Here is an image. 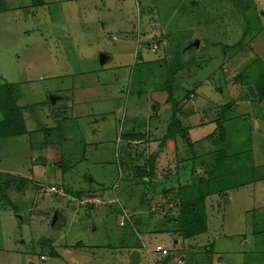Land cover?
I'll use <instances>...</instances> for the list:
<instances>
[{"label":"rangeland","instance_id":"374dc122","mask_svg":"<svg viewBox=\"0 0 264 264\" xmlns=\"http://www.w3.org/2000/svg\"><path fill=\"white\" fill-rule=\"evenodd\" d=\"M146 38L161 40L157 51L143 46ZM195 39L200 46L190 48ZM6 83L20 94L31 132L0 139V264H130L122 248L133 242L142 243L141 264H151L146 248L157 243L180 255L171 227L185 218L183 206L171 220L150 212L148 183L124 163L123 133L147 134L135 151L163 147L174 108L179 153L167 141L173 152L159 171L180 154L173 175L189 184L191 139L207 163L197 157L192 176L206 170L207 178L221 150L229 171L246 169L252 152L256 177L264 174V0H0V92ZM53 93L74 107L52 105ZM94 100L102 115L92 114ZM216 118L226 132L210 140ZM257 178L207 198L199 251L209 263L264 264V176ZM88 194L97 205L82 204Z\"/></svg>","mask_w":264,"mask_h":264},{"label":"trees","instance_id":"16d2710c","mask_svg":"<svg viewBox=\"0 0 264 264\" xmlns=\"http://www.w3.org/2000/svg\"><path fill=\"white\" fill-rule=\"evenodd\" d=\"M160 43V42H159ZM149 44V43H148ZM192 47H199L194 46ZM3 92H0V108L3 113V118L0 120V139L1 138H7L11 136H15L18 134H21L25 132V120L23 115V108L20 107L17 103L20 99V94L13 93L11 91L12 84H4ZM10 90L9 92L7 90ZM251 91H254V89H251ZM256 93V92H254ZM257 96H254V99L256 100ZM259 99L264 100V89L258 97ZM176 108L173 109L171 122L169 126H167V132L164 134L163 139L160 142V145H163V147L154 148L152 145L148 144V147L150 148V151L148 152L146 148L137 149L135 151L134 146L139 145L144 140L146 141V135L145 132L139 130L136 131L135 128L131 131H127L123 133V138L126 141V145L129 151H127L124 155V163L128 170H131L133 172H136V170H139L140 177L144 178L145 180L148 178L150 181L148 184L152 183V179L156 177V174H158L159 164L162 162L160 158V154L162 153L163 149H166V152H173V149H168L165 144L168 142L174 141L172 144L175 146V151L179 153L176 145V141L178 142L179 139H177V134L181 133L183 134V128L182 126L178 125L177 119H176ZM217 123L216 129L212 131L208 137V139H223L224 134L226 132L225 128V121H220L219 119L214 120ZM146 133H149V130H147ZM183 137V136H182ZM214 137V138H212ZM183 139H186V135H184ZM136 141V143H133ZM188 141V140H187ZM158 145V144H157ZM198 141H188V151L190 153L189 160L192 162V172L195 173L196 169V160L197 157H201L200 151L198 150ZM145 146L147 147V144L145 143ZM223 150L217 152V162L212 164L209 163L210 169H208V177L206 178V170L204 168L203 175L199 174L192 177V184L189 186L188 190L184 192V199H181V205L182 210L184 211L185 218L183 217L180 221V225H175V227H178L180 230H182L183 234L185 236L193 237L194 235H197L203 231L206 230L207 224L205 223L206 217H207V198L212 195H223L226 194L231 189L238 188L242 185H246L248 183H252L257 181V177H263L264 174L256 177L255 172V165L253 162V154L252 152H248V159L250 162L245 163L246 169H243V171H239L238 169L233 172L227 167L228 164H226L225 157L228 156L226 153L224 154L222 152ZM148 152V153H147ZM210 153H213L210 151ZM223 154V156L221 155ZM126 158V159H125ZM183 158L178 156L177 159H175L177 166H175L173 169L178 168V163ZM202 165L207 164L204 159L201 161ZM221 168L222 170H219ZM165 169L168 171V168L165 167ZM164 169V170H165ZM251 170L252 175L251 177L247 174V171ZM173 171V170H172ZM257 171V170H256ZM255 172V173H254ZM170 173V172H169ZM173 174V172L171 173ZM261 174V173H258ZM243 175V176H241ZM244 176L247 177V179H244ZM235 178H241L240 181L234 183ZM147 180V181H148ZM231 182V183H230ZM139 184V183H138ZM233 184V185H232ZM89 196V195H88ZM3 197H8L6 194ZM93 204H88L87 206L92 207ZM204 214V217H202Z\"/></svg>","mask_w":264,"mask_h":264},{"label":"crops","instance_id":"0c3cea01","mask_svg":"<svg viewBox=\"0 0 264 264\" xmlns=\"http://www.w3.org/2000/svg\"><path fill=\"white\" fill-rule=\"evenodd\" d=\"M160 40V39H159ZM161 41V40H160ZM159 41V42H160ZM144 42L145 44H143V46H146V48L152 50V51H157V47H156V44L158 45L159 44V47H160V43L156 40H151V39H144ZM141 43V42H140ZM149 43V44H148ZM163 45H165V40H163ZM155 45V47H154ZM101 56H104V61L103 63H101L102 66H104L107 62V60L109 59L108 55L106 53H103L101 54ZM160 59V58H159ZM101 69V68H100ZM96 70H99L98 68ZM61 94L60 93H53L50 95V98L52 99L53 97H55L54 99V102H52V105L54 106H58L60 103H66L68 105V107H74V105H69L68 103L72 102V99H70L69 97H66V96H60ZM45 102V100H44ZM68 102V103H67ZM91 107H92V114L94 115H102L103 113V107L100 106V103L98 102V100H94V101H91ZM87 102H81V106H87ZM97 108V110H96ZM24 111V110H23ZM63 111V110H62ZM65 112V111H64ZM24 115V114H23ZM24 120H25V129L27 131L21 133V134H18V135H15V136H19V135H25L29 132H31L27 126H26V118L24 117ZM61 128V127H60ZM59 129V128H58ZM60 130V129H59ZM98 133H102V128L100 127V130ZM51 136H54L52 133H50ZM57 136H60V137H64L66 141L69 140L68 136L65 137L64 133L63 132H60L58 133ZM133 143H136V141H134ZM61 144H58V146H60ZM160 150V148H159ZM59 151L61 152V154H63V150L61 147H59ZM166 149H163L162 153L160 154V158H161V161H163V155H165L167 152ZM165 162L167 163V168H168V171L164 168H161V171H158V174H156V177L154 179H152V183L151 184H148L147 185V188L146 190L144 191L147 195V192L149 194L152 195V197H149L148 198V204L150 205L148 208H149V211L152 212L153 214L155 213V210L159 209L160 212H162L163 214H165L167 216V213H169V220H171L175 214L173 212V210L176 208V212H177V216H179V208H178V205H180L181 203V199H184L185 197L183 196L184 195V192L183 190L185 191H189L188 188L189 186H191L192 184V173L189 174L188 172V176H189V184H186L184 185L183 181L182 180H179L176 176H174L173 174H175L177 172L176 168L173 169L175 166H177L176 164V161H168L166 159H164ZM179 165L180 162H179ZM182 167V165H181ZM186 167V166H184ZM45 168V166L43 167ZM60 168H63V166L61 165ZM69 168L67 169H62V174H65L66 170H68ZM128 170V169H127ZM173 170V171H172ZM43 174L45 175L47 172L43 169L42 170ZM129 171V170H128ZM170 172V173H169ZM173 172V174H171ZM171 175L174 176L173 177V183L171 184ZM22 176V175H21ZM27 178V177H26ZM148 178L146 179V182L149 183L150 181L148 180ZM154 182V183H153ZM168 182L170 184H167L165 185V183ZM183 183V185H182ZM52 187H55L58 189L57 186H55V184H52V186L50 187V190L53 191L51 188ZM62 188L63 190H65L64 188V185L59 186V189ZM62 190V191H63ZM41 192H44V189L41 188L40 189ZM56 192V191H55ZM65 191H63L64 193ZM89 196L88 197H85V195L80 199L82 204H85V207H89L87 206L88 204H94L97 205V203L99 202L98 198L94 195V197H91L90 194H88ZM143 200V198H141ZM154 200H158V202H154ZM172 200H174L175 204H172ZM208 210V208H207ZM14 212L16 213L17 215V218H19L20 222L24 221L23 220V216H20V212L15 209ZM123 213H124V217L123 218H127V219H130V213L124 208L123 209ZM59 216V215H57ZM208 211H207V217H206V220H205V223L207 224V228L205 231L197 234V235H194L193 237H190V236H185V234H183L182 230H180L178 227H171V229L177 234L179 235V238H176L175 242L176 244H181V248L179 249L180 250V255H176L172 252L171 248H169L168 246H165L163 243H157L155 245V247L158 245V244H162L164 245L165 247L169 248L171 250V253H170V256L167 258V257H164L162 256L161 253L157 252L155 250V247L153 249H149V248H146V252L148 254V257L150 259V262L151 264H157L158 263H162L164 262L165 260L167 259H171V260H174L177 264H212V262L209 263V259H205L206 257H204L202 254L201 251V247H200V241L199 240V236L200 234H204L206 232H208L209 230V221H208ZM171 223V225H175L173 221H169ZM121 225H124V222L121 221L120 222ZM136 225V224H135ZM182 238H181V237ZM181 238V240H180ZM208 240V239H207ZM136 241V239H135ZM245 241V240H244ZM135 244V242H133V244L129 245V243L122 249L126 250L127 251V255L126 257L128 258V261L130 262V264H133L132 263V259H131V256H132V253L134 250H137L139 252V257H140V261L138 264H141L142 261H141V247H142V243L141 242H137L135 244V246H133ZM211 244V243H209ZM208 244V246H210ZM54 245V242H51L50 241V246L52 247V250L51 252L52 253H55L57 254V250L54 249L53 246ZM85 244H82V246H84ZM68 248H73L74 246H70V245H66ZM82 246H79V247H82ZM74 248H78V247H74ZM211 248H213V243L211 244ZM210 249V248H209ZM125 251V252H126ZM153 251L157 254L154 255L153 254ZM43 256V255H42ZM239 262L240 264L244 263L247 264V261L243 259H240L239 258ZM223 263V261H222Z\"/></svg>","mask_w":264,"mask_h":264},{"label":"built area","instance_id":"2783aa9c","mask_svg":"<svg viewBox=\"0 0 264 264\" xmlns=\"http://www.w3.org/2000/svg\"><path fill=\"white\" fill-rule=\"evenodd\" d=\"M53 191H58V192H63L62 190H59V189H57V188H55V187H52L51 188ZM155 250L157 251V252H159V253H161L162 254V256H164V257H169L170 256V253H171V250L169 249V248H167V247H165L164 245H162V244H158L156 247H155ZM157 264H177L174 260H171V259H167V260H165L164 262H162V263H158L157 262Z\"/></svg>","mask_w":264,"mask_h":264},{"label":"water","instance_id":"95a60500","mask_svg":"<svg viewBox=\"0 0 264 264\" xmlns=\"http://www.w3.org/2000/svg\"><path fill=\"white\" fill-rule=\"evenodd\" d=\"M195 46H199V40H196L195 43H194ZM101 63H103L104 61V56H101ZM54 99L55 97H53L51 100L52 102H54ZM131 259H132V263L133 264H138L139 261H140V257H139V252L137 250H134L133 253H132V256H131ZM34 264V263H32Z\"/></svg>","mask_w":264,"mask_h":264},{"label":"clouds","instance_id":"9594fccd","mask_svg":"<svg viewBox=\"0 0 264 264\" xmlns=\"http://www.w3.org/2000/svg\"><path fill=\"white\" fill-rule=\"evenodd\" d=\"M196 40H199V39H195L194 42L192 43V45H194V43H195ZM200 44H201V42H200V40H199V46H200ZM192 45H191V46H192ZM194 46H195V45H194ZM59 190H60V189H59ZM57 192H58V191H57ZM61 193H63V192H61Z\"/></svg>","mask_w":264,"mask_h":264}]
</instances>
